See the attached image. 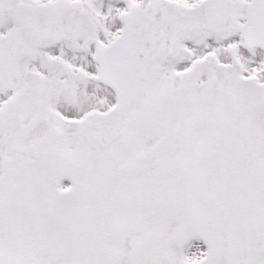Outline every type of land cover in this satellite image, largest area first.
I'll list each match as a JSON object with an SVG mask.
<instances>
[{
	"label": "snow or ice",
	"instance_id": "snow-or-ice-1",
	"mask_svg": "<svg viewBox=\"0 0 264 264\" xmlns=\"http://www.w3.org/2000/svg\"><path fill=\"white\" fill-rule=\"evenodd\" d=\"M0 264H264V0H0Z\"/></svg>",
	"mask_w": 264,
	"mask_h": 264
}]
</instances>
